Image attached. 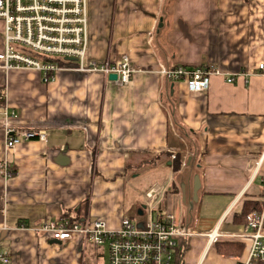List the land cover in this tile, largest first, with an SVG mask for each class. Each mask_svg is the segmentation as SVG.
Here are the masks:
<instances>
[{
	"label": "crops",
	"instance_id": "crops-1",
	"mask_svg": "<svg viewBox=\"0 0 264 264\" xmlns=\"http://www.w3.org/2000/svg\"><path fill=\"white\" fill-rule=\"evenodd\" d=\"M87 9L84 65L127 56L131 81L80 68L45 81L34 69L0 68V92L17 112L12 127L47 134L5 150L0 121V162L10 166L9 175L0 168V250L10 264L96 260L101 252L81 234L61 243L19 229L63 217L113 227L124 217L153 218L241 234L247 223L236 215L246 201L264 198V0H87ZM176 66L221 73L196 91L161 73ZM174 154L184 157L179 170ZM212 250L217 264L245 253L220 254L194 236L182 264H202Z\"/></svg>",
	"mask_w": 264,
	"mask_h": 264
},
{
	"label": "built area",
	"instance_id": "built-area-1",
	"mask_svg": "<svg viewBox=\"0 0 264 264\" xmlns=\"http://www.w3.org/2000/svg\"><path fill=\"white\" fill-rule=\"evenodd\" d=\"M0 21L4 38L0 68L5 72L34 69L43 74L45 81H51L61 70L80 68L101 71L106 76L115 73L120 84L131 81L133 70L127 56L115 63L84 65L88 44L87 0H0ZM61 61L78 65L65 67ZM259 70L264 73V63L260 64ZM161 73L170 80L185 81L193 90L205 91L211 76L221 72L211 67L176 66L162 68ZM234 79L235 76L230 75L227 81ZM0 100L4 101L0 107V121L5 126V150L34 138L46 140L45 131L14 129L11 120L17 117V112L9 106L6 91L0 92ZM0 168L9 175L10 166L6 160L0 162ZM19 229L49 236L61 243L81 234L85 246L92 242L108 249L109 264H182L183 252L194 236L206 237L211 245L220 238L231 237L245 244V253L235 264H264V206L248 216L241 234L231 235L219 230L197 232L173 221L153 218L138 224L128 217H124L117 227L110 226L103 219L63 217ZM177 256L181 258L179 262ZM10 262V257L0 250V264Z\"/></svg>",
	"mask_w": 264,
	"mask_h": 264
},
{
	"label": "trees",
	"instance_id": "trees-1",
	"mask_svg": "<svg viewBox=\"0 0 264 264\" xmlns=\"http://www.w3.org/2000/svg\"><path fill=\"white\" fill-rule=\"evenodd\" d=\"M61 65L65 67H77L78 64L72 61H65V62L61 61ZM2 105H4V101L0 100V107ZM176 128L179 129L181 133H184V129L182 126L177 125ZM183 162H184V157L180 154H177L174 158V164H173L174 170H179ZM263 206H264V198L256 201H251V200L246 201L244 203L241 213L236 215V219H235L236 223H242V224L247 223L248 216L254 211L262 210ZM215 246L220 254H227V255L241 256L245 250V244L240 242L218 241L215 243ZM177 260L180 261V258H178Z\"/></svg>",
	"mask_w": 264,
	"mask_h": 264
},
{
	"label": "rangeland",
	"instance_id": "rangeland-1",
	"mask_svg": "<svg viewBox=\"0 0 264 264\" xmlns=\"http://www.w3.org/2000/svg\"><path fill=\"white\" fill-rule=\"evenodd\" d=\"M90 246L93 249L95 248L99 250L97 251L94 249L95 252H101V254L95 258L96 260H92V255L89 254L88 258H86L87 259L86 264H109V255L107 253L108 251H106L103 248L96 247V245H93L92 243H90L89 247ZM213 254H214V251L212 250L211 254L208 256V259L204 258V260L202 261V264H217V263H214L213 261Z\"/></svg>",
	"mask_w": 264,
	"mask_h": 264
},
{
	"label": "water",
	"instance_id": "water-1",
	"mask_svg": "<svg viewBox=\"0 0 264 264\" xmlns=\"http://www.w3.org/2000/svg\"><path fill=\"white\" fill-rule=\"evenodd\" d=\"M110 78L113 79V80H116V79H118V75L113 73V74L110 75ZM199 187H200V179H199V176H198V177H196V185H195L196 192L199 189Z\"/></svg>",
	"mask_w": 264,
	"mask_h": 264
}]
</instances>
